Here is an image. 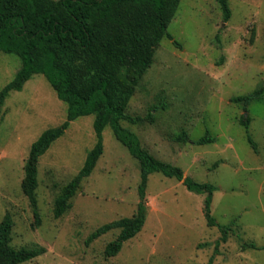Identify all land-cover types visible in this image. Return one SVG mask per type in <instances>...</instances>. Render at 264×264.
I'll return each mask as SVG.
<instances>
[{
  "label": "rangeland",
  "instance_id": "rangeland-1",
  "mask_svg": "<svg viewBox=\"0 0 264 264\" xmlns=\"http://www.w3.org/2000/svg\"><path fill=\"white\" fill-rule=\"evenodd\" d=\"M229 2L232 15L225 22L217 0L181 1L168 27L173 39H162L128 106L132 115L146 117L152 111L155 118L122 121L155 157L216 186L212 214L219 224L231 225L228 240L218 242L219 228L208 225L205 193L153 172L140 232L114 256L105 248L118 228L88 244L97 228L134 216L140 202L139 162L110 127L95 169L56 218V198L97 142L94 115L73 120L41 156L37 224L23 190L25 163L32 143L67 118V104L38 73L22 90L9 93L0 113V222L12 215L13 247L46 248L20 264H264V92L247 110L232 101L264 86V0ZM20 67L18 55L0 49V91ZM243 116L249 118L257 150L247 139ZM183 131L188 141L179 139ZM207 132L214 142L194 143ZM251 242L257 247L243 248Z\"/></svg>",
  "mask_w": 264,
  "mask_h": 264
},
{
  "label": "trees",
  "instance_id": "trees-1",
  "mask_svg": "<svg viewBox=\"0 0 264 264\" xmlns=\"http://www.w3.org/2000/svg\"><path fill=\"white\" fill-rule=\"evenodd\" d=\"M182 0H0V49L21 59L14 79L0 91V113L12 90H22L35 74H43L57 96L67 104V118L56 128L45 130L32 143L25 163L23 190L34 208L36 223H40L36 189L39 184V160L52 143L61 137L70 123L80 116L94 115L97 138L83 167L63 187L55 201L54 216H62L83 179L89 177L104 152V131L110 127L116 138L128 148L141 168L140 202L132 217H122L97 228L90 234L91 243L104 233L118 228L120 233L105 248L108 256L122 249L125 241L136 236L146 222V190L149 176L160 172L177 178L193 192L205 193V215L208 225L221 232L218 242L228 240L231 225L219 224L212 214L211 204L216 186L185 176L181 167L155 157L142 146L139 136L122 125L123 120L140 123L154 120L151 111L146 117L132 115L128 106L140 80L153 65L156 50L164 37L173 39L168 27ZM223 20L232 15L229 0H217ZM177 43L176 40H174ZM178 44V43H177ZM264 92V86L232 101L243 103L245 110ZM242 124L254 150L257 144L250 134L249 118ZM182 141L190 136L179 135ZM207 132L194 143L214 142ZM14 219L7 213L0 222V264H20L46 252L44 246L15 248L11 245ZM257 247L253 242L243 248Z\"/></svg>",
  "mask_w": 264,
  "mask_h": 264
}]
</instances>
